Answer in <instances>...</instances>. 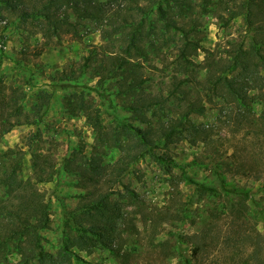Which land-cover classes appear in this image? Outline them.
<instances>
[{
    "label": "rangeland",
    "instance_id": "obj_1",
    "mask_svg": "<svg viewBox=\"0 0 264 264\" xmlns=\"http://www.w3.org/2000/svg\"><path fill=\"white\" fill-rule=\"evenodd\" d=\"M18 12L0 3V72L6 82L26 91L24 111L30 112L45 94L48 103L43 122L14 126L0 138V150L14 146L23 150L25 176L32 171L29 144L33 150L56 156L54 178L38 184L51 218L50 228L43 232V246L51 254L48 264H264V193L256 187L250 198L227 193L213 169L222 158L229 162L235 173L228 174L238 184L256 186L264 180V99L259 93L250 96L253 110L242 124L234 119L236 109L224 108V113H218L206 105L204 114H193L190 120L199 128L207 126V137L182 130L133 161L107 194L105 214L111 228L104 235L80 237L77 230L70 231L65 219L82 202L83 189L80 176L65 171L62 159L75 156L85 162L95 157L102 163L112 162L130 138L121 124L143 125L128 111L110 107L82 87L86 82L95 84V79L87 81V75L77 81V87L54 85L61 82V71L82 67L88 51L101 47L99 31L91 21L71 17L73 26L60 31V37L53 32L44 37L37 19H22ZM205 20L201 45L221 47L224 39L213 13ZM241 23L228 30L243 29ZM203 55L199 51L196 60ZM99 87L110 91L107 85ZM147 90L163 95V80L156 77ZM74 93L92 99L93 106L100 109L102 131L106 132L103 143L82 114L66 110L64 97L77 100ZM112 98L119 103L114 95ZM180 102L171 98L164 111L175 116ZM253 121L258 124L249 127L248 122ZM196 183L214 186L217 195L197 189ZM17 258L12 256L10 261Z\"/></svg>",
    "mask_w": 264,
    "mask_h": 264
},
{
    "label": "trees",
    "instance_id": "obj_2",
    "mask_svg": "<svg viewBox=\"0 0 264 264\" xmlns=\"http://www.w3.org/2000/svg\"><path fill=\"white\" fill-rule=\"evenodd\" d=\"M0 3L19 11L22 19H37L44 37H50L51 32L60 37V31L73 26L71 17L91 21L99 31L101 47L88 51L82 67L68 73L61 71V82L54 85L77 87V81L87 75V81L95 79V84L86 82L82 87L110 107L128 111L143 125L121 124L125 136L130 138L112 162L102 163L95 157L85 162L75 156L62 159L65 171L80 176L83 189L82 202L65 219L70 231L77 230L80 237L104 235L111 228L105 214L109 204L107 194L133 161L161 141L179 136L182 130L202 134L204 138L209 135L207 126L199 128L191 122V115L204 114L206 105L218 113L224 108L236 109L234 119L242 124L253 110L250 96L258 92L264 99V0H0ZM209 13H213L224 39L218 48L201 45ZM239 21L243 29L238 27L230 32L228 28ZM199 51L204 55L196 60ZM156 77L163 80V95L147 90ZM100 85L109 86L110 91L105 92ZM73 95L77 100L64 97L66 110L73 115L82 114L103 143L106 132L102 131L100 109L81 93ZM112 95L118 98V104ZM46 97L47 94L39 97L30 112L24 111L26 91L6 82L0 72V138L16 125L43 122ZM171 98L181 101L175 116L164 111ZM248 123L249 127L258 124ZM29 149L32 171L28 176L23 174L20 147L0 150L3 264H48L51 260V254L43 246V232L51 224L49 203L38 184L54 178L58 162L48 151L33 150L31 144ZM218 159L213 169L227 193L250 198L253 187L264 193V180L256 186L240 185L228 174L232 171L229 162ZM196 188L217 195L214 186L196 183ZM66 246L64 251L68 250ZM109 250L115 251L112 246ZM12 256L18 258L10 261Z\"/></svg>",
    "mask_w": 264,
    "mask_h": 264
}]
</instances>
